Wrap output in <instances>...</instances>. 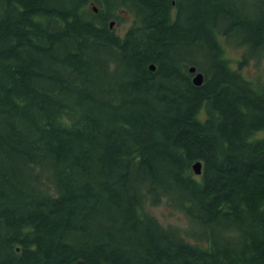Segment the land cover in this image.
<instances>
[{"label":"trees","instance_id":"obj_1","mask_svg":"<svg viewBox=\"0 0 264 264\" xmlns=\"http://www.w3.org/2000/svg\"><path fill=\"white\" fill-rule=\"evenodd\" d=\"M260 15L229 0H0V264H264V74L241 71L264 65ZM224 38L246 48L238 69ZM203 40L218 80L183 52ZM162 203L184 223L164 225Z\"/></svg>","mask_w":264,"mask_h":264},{"label":"rangeland","instance_id":"obj_2","mask_svg":"<svg viewBox=\"0 0 264 264\" xmlns=\"http://www.w3.org/2000/svg\"><path fill=\"white\" fill-rule=\"evenodd\" d=\"M229 4L233 6V8L237 9L242 14V17L246 18H260L261 10L264 6V0H229ZM115 23L113 25V32L115 35L124 36L127 33L132 25V19L128 15H120L117 14V18L114 19ZM207 39V38H205ZM220 40V38H219ZM220 42V41H219ZM205 41L203 40L200 46L189 47L186 46L184 49V54L187 57H191L193 53L196 51L198 55L201 56L202 65L205 68L211 77V79L218 80V76L220 75V66H215L214 63L217 60V53L214 50H203V45ZM222 44L224 45V54L225 58L228 60L231 68L238 69L240 68V62L243 61V57L246 54V48H239L237 45H233L227 43L225 38L222 39ZM202 53H200V51ZM262 50H256V52L261 53ZM242 74L247 79H255L256 77L264 74V65L263 63H258L256 59L252 58L247 61L245 65H243ZM197 176V175H196ZM152 211L159 218V220L164 225H181L184 223V218L179 215V212L171 209L166 203H162L156 207L152 208Z\"/></svg>","mask_w":264,"mask_h":264},{"label":"water","instance_id":"obj_3","mask_svg":"<svg viewBox=\"0 0 264 264\" xmlns=\"http://www.w3.org/2000/svg\"><path fill=\"white\" fill-rule=\"evenodd\" d=\"M151 69H155V67L154 66H151ZM190 72H192V73H195L196 72V68L195 67H191L190 68ZM203 80H204V78H203V74H201V73H198V74H196L195 75V77H194V79H193V83L196 85V86H200V85H202V83H203ZM193 168H194V170H195V172L197 173V174H200L201 173V171H202V164H201V162H197V163H195L194 165H193ZM73 264H86L84 261H77V262H75V263H73Z\"/></svg>","mask_w":264,"mask_h":264},{"label":"flooded vegetation","instance_id":"obj_4","mask_svg":"<svg viewBox=\"0 0 264 264\" xmlns=\"http://www.w3.org/2000/svg\"><path fill=\"white\" fill-rule=\"evenodd\" d=\"M16 244H21V242L18 241ZM13 249H14L16 252H18V253H20V252H22V251L24 250L23 247H22L21 245H17V246H15Z\"/></svg>","mask_w":264,"mask_h":264},{"label":"bare ground","instance_id":"obj_5","mask_svg":"<svg viewBox=\"0 0 264 264\" xmlns=\"http://www.w3.org/2000/svg\"><path fill=\"white\" fill-rule=\"evenodd\" d=\"M190 73L193 75V79H194L195 75L198 74V73H201V72H198V73H192V72H190ZM201 74H202V73H201ZM193 170H194V168H193ZM194 172H195V170H194ZM202 173H203V168H202V171H201L200 174H197V173L195 172V174L198 175V176L202 175Z\"/></svg>","mask_w":264,"mask_h":264}]
</instances>
